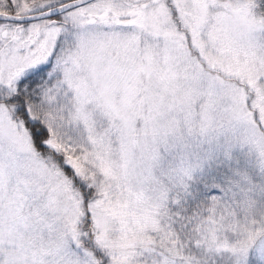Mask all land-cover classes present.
Wrapping results in <instances>:
<instances>
[{"label": "snow or ice", "instance_id": "snow-or-ice-1", "mask_svg": "<svg viewBox=\"0 0 264 264\" xmlns=\"http://www.w3.org/2000/svg\"><path fill=\"white\" fill-rule=\"evenodd\" d=\"M0 264H264V0H0Z\"/></svg>", "mask_w": 264, "mask_h": 264}]
</instances>
